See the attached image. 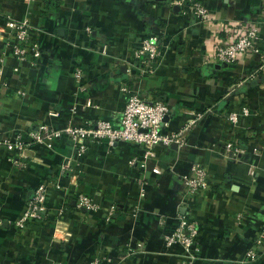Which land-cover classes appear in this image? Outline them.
I'll use <instances>...</instances> for the list:
<instances>
[{
    "label": "crops",
    "instance_id": "obj_1",
    "mask_svg": "<svg viewBox=\"0 0 264 264\" xmlns=\"http://www.w3.org/2000/svg\"><path fill=\"white\" fill-rule=\"evenodd\" d=\"M199 1L208 20L171 0H0V25L8 16L28 18L42 50L35 65L20 64L19 72L12 70L13 57L6 60L0 138L40 123L52 129L97 119L118 125L135 92L167 102L162 133L196 119L183 146L159 144L153 158L131 142H88L78 153L64 135L26 145L20 156L0 143V264H88L104 255L122 264H182L180 246L164 239L179 215L198 224L195 264H264V245L256 260L244 258L264 223V68L258 55L229 64L205 61L222 36L221 22L249 17L261 0ZM160 31L156 71L131 79L136 38ZM77 67L84 72L79 79ZM242 106L250 113L230 122L228 113ZM228 140L244 150L239 160L224 155ZM133 156L145 167L131 166ZM194 161L207 169L209 187L188 196L181 176ZM45 184L51 186L43 220L17 228L14 220ZM74 188L91 195L97 209L77 207ZM138 243L139 251L127 256L125 247Z\"/></svg>",
    "mask_w": 264,
    "mask_h": 264
},
{
    "label": "built area",
    "instance_id": "obj_2",
    "mask_svg": "<svg viewBox=\"0 0 264 264\" xmlns=\"http://www.w3.org/2000/svg\"><path fill=\"white\" fill-rule=\"evenodd\" d=\"M31 3L34 0H24ZM45 1V0H40ZM175 5L181 7L184 13H190L200 21L208 20L206 8L199 0H171ZM222 36L214 46L213 52L206 57L205 61L210 63H235L253 56H260L259 69L264 68V51L262 43L264 41V0L255 13L245 19H235L221 22ZM32 27L28 18L16 20L8 16L0 25V33L4 34V44L0 48V96L7 88L8 81L5 78L7 58L13 57L17 62L12 67L14 72H19V65L30 63L35 65V60L41 56L42 50L39 42L32 36ZM91 32L90 28H86ZM164 36V31L150 35L138 36L133 46L128 69L133 80H139L143 76L153 74L160 63V43ZM84 72L77 67L73 71V76L79 79ZM123 89L125 87L123 86ZM1 108V99H0ZM166 101L159 98H150L138 93L129 94L127 101L121 111L120 122L113 125L106 120H91L85 125H74L68 123L58 129L50 128L47 123H40L27 131L17 132L14 136L0 138L2 146L8 150H14L18 156L21 155L26 145L46 142L52 137L66 136L73 144L78 153H84L88 142L104 141L109 147L118 142H131L144 148V158L155 157V147L163 144L168 147L172 143L183 146L186 132L192 127L196 119H191L179 130L169 133H162L161 127L165 124V116L169 114ZM250 110L246 106L228 113L227 119L235 123L239 116L248 115ZM26 138V139H25ZM224 155L230 160H239L244 150L238 147L233 141L228 140L223 144ZM145 160V159H143ZM128 163L145 167L144 161L133 156ZM14 164H21L17 159ZM154 172L161 173L160 168L155 167ZM184 193L193 196L209 187V173L203 164L194 161L190 164L187 173L181 176ZM52 187L57 184L51 183ZM50 184L40 185L34 191L32 198L27 204L25 212L16 220L14 225L23 229L29 222H41L49 199L48 187ZM77 207L88 210H96L98 205L91 195H87L76 188L71 191ZM144 193H141L143 195ZM114 207L105 214V220L111 219ZM199 228L197 221L186 215H179L178 224L170 234L165 236L167 246L176 244L181 248V255L184 258L182 264H195L198 252ZM264 245V223H262L254 237V247L246 250L245 261L252 262L258 258L259 246ZM140 244L125 247L126 255H134L139 251ZM88 264H122L113 262L112 258L104 255L94 258Z\"/></svg>",
    "mask_w": 264,
    "mask_h": 264
},
{
    "label": "water",
    "instance_id": "obj_3",
    "mask_svg": "<svg viewBox=\"0 0 264 264\" xmlns=\"http://www.w3.org/2000/svg\"><path fill=\"white\" fill-rule=\"evenodd\" d=\"M168 116H169V114H167V115L165 116V118H164L165 121H166V119L168 118Z\"/></svg>",
    "mask_w": 264,
    "mask_h": 264
}]
</instances>
